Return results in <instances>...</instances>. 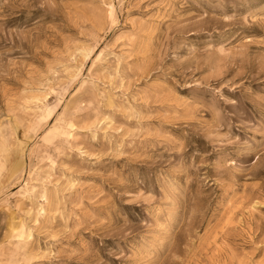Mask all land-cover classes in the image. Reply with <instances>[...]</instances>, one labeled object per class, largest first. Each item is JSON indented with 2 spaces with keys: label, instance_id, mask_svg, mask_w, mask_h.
<instances>
[{
  "label": "rangeland",
  "instance_id": "1",
  "mask_svg": "<svg viewBox=\"0 0 264 264\" xmlns=\"http://www.w3.org/2000/svg\"><path fill=\"white\" fill-rule=\"evenodd\" d=\"M0 264H264V0H0Z\"/></svg>",
  "mask_w": 264,
  "mask_h": 264
}]
</instances>
